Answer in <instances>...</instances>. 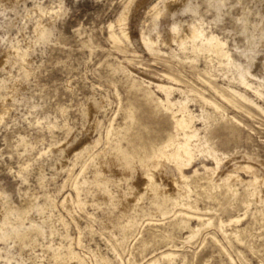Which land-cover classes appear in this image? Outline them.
<instances>
[{
	"label": "rangeland",
	"instance_id": "obj_1",
	"mask_svg": "<svg viewBox=\"0 0 264 264\" xmlns=\"http://www.w3.org/2000/svg\"><path fill=\"white\" fill-rule=\"evenodd\" d=\"M194 27L224 41L223 56L195 49L200 37L182 49L176 37ZM240 73L264 89V0H0V264H151L170 250L172 264H264V115L226 88L262 107L264 96ZM164 74L201 114L200 135L227 155L214 174L206 155L184 169L188 179L160 156L143 168L174 134L163 93L147 84L166 83ZM227 173L242 180L231 179L232 190L220 184ZM253 175L256 190L245 184ZM195 216L212 224L189 241ZM127 222L136 225L128 235Z\"/></svg>",
	"mask_w": 264,
	"mask_h": 264
},
{
	"label": "bare ground",
	"instance_id": "obj_2",
	"mask_svg": "<svg viewBox=\"0 0 264 264\" xmlns=\"http://www.w3.org/2000/svg\"><path fill=\"white\" fill-rule=\"evenodd\" d=\"M40 12V11H39ZM127 14L126 13H122L120 16H119V18H118V20H117V25L119 26V29H120V32H121V34H122V37L124 38V39H126L127 40V35L128 34H126V31H125V29L126 28H124L125 27V23H124V20H126V18L125 17H127L126 16ZM125 24V25H124ZM179 26V25H178ZM110 27V37L114 40V41H116V42H118V41H120V38H118L117 36H116V34L114 33V31H113V29H112V26L110 25L109 26ZM199 28V27H198ZM210 36V35H209ZM205 37L204 35H203V33H202V31H201V28L200 29H196L195 27L194 28H184L183 30H182V32L176 37V39H177V41H178V43H179V45H180V47H182V49H183V46L185 47V43H186V41L187 40H190V42L192 41V42H194V44L193 45H195V41L197 40V38H202L200 41V44L198 43V45H195V46H193L192 44V46H193V50H194V47H195V49L197 48V50H204V49H207L208 50V52L209 51H213V52H215L218 56L219 55H221L222 54V56H223V52H225L224 51V47H225V45H224V41L223 42H221L220 40H218V38L216 39V38H214L212 35L210 36V37ZM145 38H147V37H145ZM171 38H172V36H171ZM199 38V39H200ZM144 41V45H145V47L149 50V51H155V53H156V51H159V49L156 47V43L154 42V41H152V40H143ZM198 41V40H197ZM174 42V41H173ZM189 42V41H188ZM197 43V42H196ZM188 45V44H187ZM192 48V47H191ZM226 48V47H225ZM196 50V51H197ZM227 51V50H226ZM195 52V51H194ZM203 52V51H202ZM12 53H14V54H17V56H18V52L15 50H13V52ZM197 53V52H196ZM208 54V53H207ZM7 55V54H6ZM20 57H21V59L22 60H24V58H25V55L24 54H20L19 55ZM176 57V56H175ZM207 57V56H206ZM224 57H227L228 58V60H230L229 59V57H231V56H229L228 57V54L227 53H224ZM223 57V58H224ZM5 59V58H4ZM208 61V60H207ZM5 65V64H4ZM230 65V64H229ZM234 65H235V63H234ZM224 68V67H223ZM234 68V67H233ZM207 72V71H206ZM245 74V73H244ZM162 76H164V78L167 80V82L165 83V82H148L147 84L148 85H150V86H154V88H156L157 89V91H160V92H162L163 93V95H164V99H160V98H157V100H158V102H159V104H161L166 110H168V111H170L171 112V114H172V118H173V121H174V134H172V135H170L169 136V138L164 142V144H163V146L161 147V148H158L157 150H155V151H153V149H152V151L153 152H151V154L149 155V156H147L146 154H145V156H147V157H142V158H140V159H142L143 160V168H146L147 167V169H148V167H149V165H150V163L151 162H155V161H157L158 162V157L160 156V157H163L162 158V160L165 158V159H167V160H169L170 162H173V164H175V166H176V168H177V170H178V173H179V175H180V177L182 178V179H188V177L186 176V174H185V171H184V169H187V168H189L188 166H190L191 164H192V162H193V160L194 159H197V158H195L197 155H206V156H209L210 158H212L213 159V161H214V164H215V167L214 168H206V171L207 172H209V171H211L213 174H214V172H215V170L217 171V169L219 168V166H220V163H221V161H222V159L223 158H227V155H225V154H223V153H219L218 151H216V149L213 147V145H212V143H210L209 142V140H208V138L206 137V135H200V129L201 128H199V127H197V120H199V117L200 118H202L201 117V114L200 115H198V114H195L191 109H190V107H189V99H188V97L186 96L184 99L182 98V99H178V98H176L174 95H175V92H179V93H184V90L182 91L181 89H179V88H177V87H175L174 85L175 84H177V83H179V81L174 77V76H172V75H170V74H164V75H162ZM235 76V75H234ZM240 79H241V81H242V83H243V85H244V87H247L248 89H251L256 95H258L260 98H262L263 96H264V93H263V90L261 89V87L260 86H258V85H254L253 83H250V82H248L247 80H246V77H244V75H243V73H240ZM248 77V76H247ZM249 79V78H248ZM206 82V81H205ZM145 83V82H144ZM241 83V84H242ZM206 84H208V85H210L209 84V82H206ZM210 87H212L213 88V90L220 96V97H222L224 100H226V101H231V102H233L230 98L232 97V98H234L235 100L236 99H239V101H241V102H244V104L246 103V105L248 104V105H250L251 107H253V108H255V110H257L258 112H260L261 114H263L264 115V107H262L260 104H258L257 102H255L253 99H251V98H249L248 96H246L245 94H243L242 92H240V91H238V90H235V89H233V88H230V87H227L226 88V91H227V94H229L230 95V98H228V97H226V95L225 94H223V92H221L220 91V89L218 90V89H216L213 85H210ZM7 90V89H6ZM247 90V89H246ZM8 91V90H7ZM6 91V92H7ZM186 91V90H185ZM189 93V92H188ZM193 93V92H192ZM8 94V93H7ZM185 94H187L186 92H185ZM185 94H183V95H185ZM154 95V94H153ZM180 95V94H179ZM181 96V95H180ZM189 96V95H188ZM200 97V96H199ZM199 99H201V98H199ZM0 100H2V98L0 99ZM205 100V99H204ZM234 100V101H235ZM8 101V100H7ZM206 102V101H205ZM208 102V101H207ZM236 102V101H235ZM205 104V103H204ZM208 104H210V103H208ZM211 104H212V102H211ZM232 104V103H231ZM234 102H233V105L232 106H234ZM237 105V104H236ZM216 106V105H215ZM160 107V106H159ZM218 108V107H217ZM5 112H6V110H5ZM3 114V113H2ZM3 115H5V114H3ZM203 115V114H202ZM207 115V114H206ZM2 117L0 116V120H3V119H1ZM4 118V117H3ZM223 118V117H222ZM133 119V118H132ZM233 122H235V123H239V121L238 120H236L234 117H231L230 118ZM239 125H240V123H239ZM205 127V126H204ZM115 134V133H114ZM161 145V144H160ZM159 145V146H160ZM157 148V147H156ZM121 152V151H120ZM142 153V152H141ZM122 154H123V152H122ZM120 156V155H119ZM123 156V155H122ZM112 157H114V156H112ZM121 157V156H120ZM124 157V156H123ZM123 157H121V158H123ZM93 158V157H92ZM115 158V157H114ZM120 158V159H121ZM128 158V156L126 155L125 157H124V159L126 160ZM156 158H158L157 160H156ZM199 158V157H198ZM112 159V158H111ZM114 160V159H113ZM123 160V159H122ZM142 160H140V161H142ZM160 160V159H159ZM129 161H132V160H130L129 159ZM128 161V162H129ZM110 162V161H109ZM168 162V161H167ZM169 162V163H170ZM114 163V162H113ZM160 163V162H159ZM110 164V163H109ZM125 164H126V162H125ZM129 164H130V162H129ZM141 164H142V162H141ZM154 164V163H153ZM152 163H151V165H153ZM154 165H157V163H155ZM161 167V166H160ZM156 168V167H155ZM154 168V169H155ZM236 168V167H235ZM241 169H244V170H250V169H252V167L251 166H249V165H247V166H243L242 165V167H241ZM144 170V169H143ZM176 170V169H175ZM147 171H149V170H147ZM206 171H204V172H206ZM234 171V170H233ZM236 171V170H235ZM146 172V171H145ZM150 173L151 172H149V174L146 172L145 174V178H147V181H148V184H149V187H151V188H154V186H153V180H152V178H151V176H150ZM196 173V172H195ZM96 174V173H95ZM142 174H144V172H142ZM196 174H198V173H196ZM201 174V173H200ZM153 175V174H152ZM251 175V174H250ZM77 176V175H76ZM196 176V175H195ZM101 178V177H100ZM142 178H143V176H142ZM190 178V177H189ZM210 178V177H209ZM208 178V179H209ZM191 179V178H190ZM200 179V178H199ZM231 179H235V180H237V182L238 181H240V180H238V179H240L239 178V176L237 175V174H233V173H227V175H226V177H224L223 179H221L220 181V184L222 183V184H224V186L226 187V188H228L229 190H232L233 189V187H231L232 185H230V183H229V181L231 180ZM172 180V179H171ZM185 181V180H184ZM188 181V180H187ZM186 181V182H187ZM242 181V180H241ZM240 181V182H241ZM244 181V180H243ZM77 181H75L74 182V187H72V188H75V190H77V191H80V189L78 190V188L76 187V183ZM96 182V181H95ZM109 182V181H108ZM171 182V181H170ZM239 182V183H240ZM259 182V179H258V177L256 176V175H253L252 176V178H250L248 181H246L245 182V184H246V186L247 187H251V188H255L254 190H256L257 188H256V186H257V183ZM211 183V182H210ZM105 184V183H104ZM217 184H218V182H217ZM217 184H215V182H214V185H217ZM101 185V184H100ZM183 186V185H182ZM117 187V186H116ZM157 187H158V185H157ZM171 187H173L172 185H171ZM104 188H105V186H104ZM175 188V187H174ZM179 188V187H178ZM232 188V189H231ZM180 189V188H179ZM179 189H176V193H174L175 195L176 194H178V192L180 191ZM225 189V188H224ZM234 189H235V187H234ZM196 190V189H195ZM76 191V192H77ZM151 191V190H150ZM159 191V190H158ZM206 191V190H205ZM155 192V191H154ZM163 192V191H162ZM182 192V191H181ZM167 193H168V191H167ZM166 193V194H167ZM170 193V192H169ZM171 194V193H170ZM169 195V194H168ZM167 195V197H169L170 198V196H168ZM185 195V194H184ZM174 197V196H173ZM179 197V196H178ZM168 198V200H171L172 199V197L169 199ZM176 198H177V195H176ZM151 199V198H150ZM63 201V200H62ZM156 201V200H155ZM195 201V200H194ZM196 202V201H195ZM179 203V202H178ZM80 205V204H79ZM141 205V204H140ZM178 204L176 203V205L175 206H177ZM180 205V204H179ZM246 205V204H245ZM248 205V204H247ZM181 206L182 207H188V208H190V210L193 208L192 206H190V205H186L185 203H183V204H181ZM176 208V207H175ZM158 209V208H157ZM248 209V208H247ZM246 209V210H247ZM72 211V210H71ZM193 212V211H192ZM200 212V211H199ZM246 212L247 211H245V212H243V214L242 215H238V216H234V217H231V218H229L228 220H221V221H219L220 222V230L222 229V231L224 232V233H226V226H230V225H233L234 223L235 224H237V223H239L240 221H241V219H242V217L243 216H245V214H246ZM141 213V212H140ZM162 213V212H161ZM120 214V213H119ZM164 217V216H163ZM189 217V216H188ZM195 218H197V220L199 221V225H197L196 227H192V226H190V225H188L187 224V227L189 228V234H187L186 235V238L190 241V239H192L193 237H195V236H197V234L199 233V231L203 228V227H205V226H209L210 224H212L211 223V219L210 218H207V219H203L201 216H195ZM137 220V219H136ZM142 220V219H141ZM160 220V219H159ZM131 222V221H130ZM133 222V221H132ZM134 223V222H133ZM133 223L132 224H130L129 222H127V224H125L123 227H124V230L126 231V233L130 230V229H132V227L134 226L133 225ZM136 223V222H135ZM134 223V224H135ZM186 223V222H185ZM188 223V222H187ZM182 224V223H181ZM133 225V226H132ZM149 225V224H148ZM184 225V224H183ZM181 226V228L182 227H184V226ZM136 226V225H135ZM134 226V227H135ZM180 228V227H179ZM122 229V228H121ZM124 230H123V232H124ZM135 231V230H134ZM166 231V230H165ZM243 231V230H242ZM160 232V231H159ZM125 233V234H126ZM140 233V232H139ZM164 233V232H163ZM223 233V234H224ZM236 233V232H235ZM241 233V232H240ZM152 234V233H151ZM162 234V233H161ZM127 235H128V233H127ZM155 235V234H154ZM171 235V234H170ZM153 236V235H152ZM155 237H156V235H155ZM125 238V237H124ZM153 239H154V236L152 237ZM159 238L160 239H162L163 241L165 240H170L171 239V237L169 236V235H167V233L166 234H162V235H160L159 236ZM126 239V238H125ZM145 238H143V240H144ZM142 240V241H143ZM162 240H161V242H162ZM154 241H156V240H154ZM164 241V242H165ZM186 241V240H185ZM78 242V241H77ZM121 242V241H120ZM152 242V241H151ZM168 242H171V241H168ZM156 243V242H155ZM166 243V242H165ZM173 243V242H172ZM116 244V243H115ZM142 244H144L143 242H142ZM167 244V243H166ZM146 245H148V243L146 244ZM146 248V246L144 245L142 248ZM168 247V246H167ZM174 247V246H173ZM176 248V247H175ZM169 249V248H168ZM58 250H59V248H58ZM61 250V249H60ZM142 252V251H141ZM74 254V253H73ZM99 254V253H98ZM130 254V253H129ZM159 256L158 257H156L155 255L154 256H151L152 258V262H151V264L153 263V264H156V262H158L159 261V259H165V261H168L170 264H172L171 262L173 261V259L175 258V254L170 250V251H160L159 252ZM69 255V254H68ZM71 256H73L72 255V253H71ZM61 257V256H60ZM64 257V256H63ZM74 258H78L77 257V255H74ZM100 258V257H99ZM121 258V257H120ZM60 259V258H59ZM73 259V258H72ZM71 259V260H72ZM75 260V259H74ZM121 260V259H120ZM102 261V260H101ZM180 262V261H179ZM63 263V262H62ZM78 263L79 264H83L81 261H80V259L78 260ZM96 264V263H95ZM128 264V263H127ZM150 264V263H149Z\"/></svg>",
	"mask_w": 264,
	"mask_h": 264
}]
</instances>
